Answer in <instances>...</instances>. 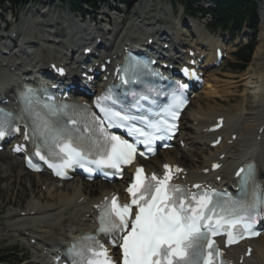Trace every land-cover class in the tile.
<instances>
[{
  "label": "bare ground",
  "instance_id": "bare-ground-1",
  "mask_svg": "<svg viewBox=\"0 0 264 264\" xmlns=\"http://www.w3.org/2000/svg\"><path fill=\"white\" fill-rule=\"evenodd\" d=\"M260 11V26L264 35L263 1L261 2ZM139 12L140 11L137 10L134 13L135 18L124 28L120 29L115 26L116 28H113L115 29L114 31L110 28L111 31L106 33L112 38L113 44L112 48L106 49L105 54H107L108 57L116 56L122 47L127 46L128 41H130L131 37L134 35H138L140 41H142L154 36V33L158 31L155 26L162 22L161 18L149 16V19L146 17L147 15L142 17ZM41 17H43V14ZM107 17L108 16H104L103 19L111 23V20L107 19ZM146 20L149 21V24L145 26V23L147 22ZM115 21L117 22L116 19ZM120 21H122V19H120ZM34 24L35 23L32 22V25ZM85 28L90 27H87L86 24H74V27L69 29L68 42L66 43L67 45L65 46L64 52L58 50L63 43L58 44L56 41L49 38H40L39 41L33 45H30V43L25 41H21L20 45H18L17 42H13L14 45H11L10 55L2 56V52H0V90L7 94L10 86L28 76L30 73L28 71L35 67H42L43 64L46 65L51 59L56 60L58 63L67 60L66 56L68 48L73 49L76 46L73 37H75L80 30H85ZM100 29L102 30L101 26L94 28L97 33L101 31ZM143 29H147L148 31L145 34H142ZM19 31H21V34L23 31L25 32L23 28ZM101 34L103 36V31H101ZM172 38H170V40ZM17 41H19V38ZM261 41L263 42L257 46L253 55V60L246 69L245 76L251 72L259 71L260 75L264 77V62L256 63L254 61L259 53H264V40L261 39ZM50 45L52 47H57L54 52L50 49ZM87 45L89 44H84L83 48L87 47ZM25 46L27 47V50L24 49ZM83 48H80L81 51ZM247 77H250V75ZM206 78L208 83L205 84L203 91L211 90L207 92L213 97L208 99L209 101L212 103H217V99L220 101L222 100V102L231 101V99L228 98V96H230V91L228 93L227 90L228 86L225 87L227 84L222 85L220 88L221 91L224 92L225 90L226 93L220 91L215 92V89H217L214 86L215 84L209 83L211 72L206 74ZM222 94H225L227 97L221 98L220 95ZM241 101V107L235 108L233 111L211 110L210 104H208L209 102H205L204 104L199 102L200 105L197 112L191 117L188 116L190 122L186 119H184L185 121H182L178 137L184 139L185 147L188 148L187 151H195L197 144L202 143L203 145H206L214 136V134L202 133L203 129L207 128L210 125L209 123L213 122L215 118H224L223 126L217 132V134L223 136V140L217 148L207 149L206 155L203 156L201 160L194 159L191 155H185L186 158L180 160L175 158L176 156L173 155V151L168 152L170 153V157H168L167 160L178 163L187 170V181L193 182L200 178L201 176H198L199 171L208 167L211 161L217 160L220 154H223L224 158L222 160L220 159L223 165L219 172L224 177L227 176V174L231 175L232 170L241 162V160L248 157L256 158L261 164L262 171H264V132L262 134V139L258 141V143H253L255 141L251 142V140H255L256 131L259 126L264 127V95L258 99V102H256V105L254 106H250L245 98ZM187 128L191 129V131L189 130L190 133L186 131ZM232 134L237 135L236 139L232 141L231 144H228ZM234 146L236 149H233ZM0 153V171H3L4 173H12L17 170L16 177L20 180L21 176H23V172L21 173V162L19 163L17 157H11L8 153ZM160 161L161 158L157 156L147 164L148 169L154 168V166ZM24 172L26 171L24 170ZM27 174L35 177L36 180L41 183V186H46L45 194L37 192L38 194L36 196L33 195L34 192H31L32 194L24 208L8 210L4 216L7 220V225L3 230L4 234L6 233L8 235L9 233H13V235L19 240L25 238L29 239L26 246L29 248L31 255L36 259L28 261L27 264H35V262H41L43 264L45 262V256L50 253L48 250L54 246L52 245L53 243H56L57 241L68 243L69 238L75 236L74 234L76 232L79 233L81 231L90 230L91 221L93 219V215L90 212V205L96 203L101 196L107 195L110 191L117 190L118 187H122V183H116L110 186L92 183L89 184L86 189V187H82V183L76 179L71 182L63 183L62 187H58L47 175L42 173L31 174L28 172ZM36 180H30L32 186L36 184ZM92 185H96V187ZM30 239H34L36 244H30ZM252 243L254 251L252 256L246 260V264H264V238L258 237L256 240H253ZM44 250L45 252L43 253ZM232 250L233 251L230 252V254H235L238 257L243 250V246H237ZM41 257H43V259H41Z\"/></svg>",
  "mask_w": 264,
  "mask_h": 264
},
{
  "label": "rangeland",
  "instance_id": "rangeland-1",
  "mask_svg": "<svg viewBox=\"0 0 264 264\" xmlns=\"http://www.w3.org/2000/svg\"><path fill=\"white\" fill-rule=\"evenodd\" d=\"M157 1L158 0H151V1L150 0H137L136 3L131 7V9L128 10V15L125 18L124 23L128 24L131 20H133L135 18L134 13L137 10L140 11L139 13L142 15V17L147 15L146 17L150 19L151 16H154L151 14L154 11V7H155V4L157 3ZM261 1L264 2V0H257V3H258L257 4V6H258L257 18H258L259 23L257 25V34L255 36V46H254V50H253L250 62H252V60H253V55H254V52H255L257 46L261 42H263V41H261V39L264 40V35L262 32V28L260 26V21H261L260 20V18H261L260 4H261ZM159 2H160V0H159ZM161 2H160L161 3L160 7L163 9L169 10V2H171V1L170 0H161ZM40 5L44 6V8L43 7L40 8ZM201 5L206 6L205 4H201ZM110 6L120 7L121 11L125 10L124 7L117 6L114 3H110ZM157 8H159L158 4H157ZM24 9H25L24 10V12H25L24 19H28L31 17V18L35 19V21H38L40 23V26H39L40 35L43 34L44 29H45V31L48 30L50 32L57 31V32H59L60 39L63 38L61 35H63L62 33L66 32L67 30L64 29L62 26V24H63L62 17L65 14H68V12L66 11L67 8L65 7V4L63 2H60L59 0H38V2H36V3H31V4L27 5V7H25ZM4 10H6V13L12 11L9 6H5ZM101 10L106 11L104 8ZM89 11L90 10L87 9L84 12L87 13ZM12 12L18 13V11H12ZM84 12H80L75 17L77 18L79 15L84 14ZM181 12H182V7H176L175 13L177 15H179ZM19 13L17 16L19 19L18 21L20 22L22 20V18L20 17ZM42 13H44L43 17H40V15ZM168 13H169V11H168ZM109 15L114 16L113 14H109ZM99 17L100 16L96 17L95 20L97 21ZM5 18L9 20V18H7V15ZM107 19L111 20V23L113 26V27L112 26L110 27L111 29L116 28L115 26H118L119 21H120V17L115 18L117 20V22L115 21L114 18L107 17ZM169 19H171V18L169 17ZM55 21L59 22L58 25H53V22H55ZM146 21H148V20H146ZM4 23H5L4 21H0V26L2 27L4 25ZM46 23H49V25H51L53 27L48 28L46 26H43V25H47ZM8 25L10 28L12 27L11 24L8 23ZM243 33L244 34L242 36L238 37L234 42L231 43V46H230L231 50H234L236 46H239L245 42L246 38H244V35H248V36L251 35V32H249L248 30H244ZM0 34L4 35L1 31H0ZM6 34L8 35L9 33H6ZM232 60H233V56L228 58L225 65L223 66V68H220V70L211 71V78H210V79L214 78L212 81L215 82L214 86L217 88V89H215L216 90L215 92H217V91L223 92V91H221L220 88L224 84H227L225 87H227V86H228V88L231 87V89L227 88L228 93L230 91L229 95L233 97L232 98V97L228 96V98L231 99V101H229V102L224 101L223 104L222 103L219 104V102H218L219 100L217 99L216 100L217 103H212L208 99L213 98V97H211L207 93L208 91H211V90L203 91L205 96L203 93H201L199 95V98H195L193 100V102L191 104L192 112L189 111L191 115L188 113L190 115L189 117H191L193 114H195L197 112L198 107L200 105L199 102H201V104H204L205 102H209L208 104H210L211 110H215V111L231 110L232 111L233 109H235V107H238V106L241 107V105H242L241 100L243 98L246 99L247 103L250 106H254V105H256V102H258V99L261 96H263V95H261V93L264 91V86H263L264 85V77L260 75V72L254 71V72H251L248 74V75H250V77H247L248 75L245 76L244 74H245L246 69L249 65L242 72H239V73L231 72L227 68V64L229 62H231ZM254 61L256 63L257 62L258 63L264 62V53L263 52L259 53V55L257 56V58ZM237 79L239 80L238 83L236 82ZM235 83L239 84L238 89L236 87L238 85H235ZM223 93H226V91L224 90ZM207 95H209V96H207ZM224 97H227V96H225V94H222L221 98H224ZM189 117L186 118L187 121H188ZM188 122H190V121H188ZM189 130L191 131V129H188V128L186 129V131L190 133ZM199 145H200V143L197 144V146H196L197 148L195 151H187V153H185L183 155H181V152H179L178 154L181 155L180 158H177V157H175V158L181 160L182 158H186L185 155H187V156L191 155V156H193L194 159L201 160V158L203 156H205L206 154L203 156H198V155H200L201 152L204 153L207 150V148L203 149ZM198 149H200V150H198ZM2 154H4V153H2ZM173 155H174V151H173ZM22 172H23V169L21 168V173ZM16 174H17V170L13 171L12 173H4L3 171L2 172L0 171V254H2V255L6 254L5 256L8 257L9 264H27V261L31 260L32 257H31V255H26L28 258L26 260L24 258V255L26 254V252H28V250L25 248V244H24L25 241L21 242L20 240H18L13 235V233H9L8 235L6 233L5 234L3 233L4 227L7 225V220L5 219L4 216L6 215V212L10 209L16 210V209L24 208L27 201L30 198V195L32 194L31 192H34L33 195H36V196L40 192L45 194V191H44L45 186H41V183L39 181H37L35 177H33L27 173L25 174V172L22 173L23 176H21L20 180L16 177ZM31 179L36 180V184L33 186H32V183L30 182ZM92 186L96 187V185H92ZM31 189H32V191H31ZM0 264H2V263H0Z\"/></svg>",
  "mask_w": 264,
  "mask_h": 264
},
{
  "label": "trees",
  "instance_id": "trees-1",
  "mask_svg": "<svg viewBox=\"0 0 264 264\" xmlns=\"http://www.w3.org/2000/svg\"><path fill=\"white\" fill-rule=\"evenodd\" d=\"M7 1L8 3L19 5L27 0H0V2ZM69 5L75 9L82 8V5H87L90 8L97 3L106 2V0H65ZM121 2H130L133 0H117ZM177 2H184L186 5L193 3V0H175ZM214 4L209 12L212 15L213 26L223 30H228L230 33L236 32L240 29L242 23L254 22L256 14L255 0H209ZM252 47L250 45L242 48L238 54V59L241 65L240 68L248 62Z\"/></svg>",
  "mask_w": 264,
  "mask_h": 264
}]
</instances>
